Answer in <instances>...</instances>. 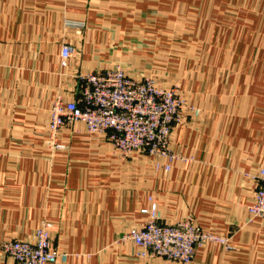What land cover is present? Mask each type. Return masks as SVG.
<instances>
[{"label": "crops", "instance_id": "obj_1", "mask_svg": "<svg viewBox=\"0 0 264 264\" xmlns=\"http://www.w3.org/2000/svg\"><path fill=\"white\" fill-rule=\"evenodd\" d=\"M116 64L182 92L194 111L171 130L179 158L113 155L82 122L59 130L64 149L44 146L51 102ZM262 166L264 0H0V242L46 222L68 254L55 264H178L120 240L154 205L164 223L230 235L233 250L188 264H264V220L248 212ZM0 264L16 262L0 250Z\"/></svg>", "mask_w": 264, "mask_h": 264}, {"label": "built area", "instance_id": "obj_2", "mask_svg": "<svg viewBox=\"0 0 264 264\" xmlns=\"http://www.w3.org/2000/svg\"><path fill=\"white\" fill-rule=\"evenodd\" d=\"M82 25V24H81ZM71 48L64 45L60 66L65 67ZM78 97L74 101L55 98L50 105V119L44 146L51 152L64 149L58 141L61 128L82 122L91 135H101L113 154L127 157L138 153L142 158L177 159L169 150L171 130L183 120L188 109L177 88H160L149 76L139 80L128 77L118 64L102 70L78 73ZM254 202L248 207L251 217L264 220V166L256 177ZM145 216L141 228H132L120 240L132 242L149 256L162 257L178 264H188L203 246L219 245L233 250L230 235L213 234L196 226L187 217L171 224L162 222L154 205L140 210ZM49 224L44 222L27 241L0 242V250L16 264L66 263L68 254L58 251L50 242Z\"/></svg>", "mask_w": 264, "mask_h": 264}, {"label": "rangeland", "instance_id": "obj_3", "mask_svg": "<svg viewBox=\"0 0 264 264\" xmlns=\"http://www.w3.org/2000/svg\"><path fill=\"white\" fill-rule=\"evenodd\" d=\"M113 155H116V154H113Z\"/></svg>", "mask_w": 264, "mask_h": 264}]
</instances>
